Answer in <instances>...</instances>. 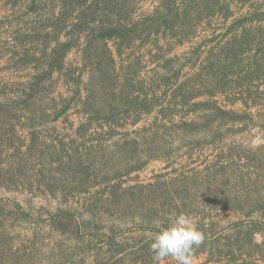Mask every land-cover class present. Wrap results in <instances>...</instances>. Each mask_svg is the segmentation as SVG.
Returning <instances> with one entry per match:
<instances>
[{
  "label": "rangeland",
  "instance_id": "374dc122",
  "mask_svg": "<svg viewBox=\"0 0 264 264\" xmlns=\"http://www.w3.org/2000/svg\"><path fill=\"white\" fill-rule=\"evenodd\" d=\"M122 1L126 14L121 22L126 25L163 13L161 0ZM219 1L229 6L227 19L214 11L171 22L173 30L166 38L135 40L122 57L109 46L116 59L113 89L128 75L134 78L133 95L138 97L137 82L143 81L148 91L150 79L169 75L168 85L160 83L156 90L157 110L170 107L166 114L143 115L136 125L125 115L111 140L105 135L107 126L102 129L99 122L93 124L96 130L76 133L85 121L80 102L65 117L38 126L39 153L17 183L0 186V264H154L151 250L142 254L139 242L153 240L181 213L191 217L204 236L194 249L203 250L193 253L194 264H264V0ZM4 2L0 0V92L12 94L35 70L21 69L19 56L12 53L11 34L30 28L22 5L13 8ZM245 34L249 42L243 40ZM223 61L233 66L225 90L217 92L213 76ZM256 61L263 67L257 75ZM81 62V48L66 58L73 67ZM181 84L186 97L193 96L190 107H183L176 90ZM51 90L59 101L74 93L57 75ZM210 91L217 93L210 96ZM202 102L230 115L218 118L213 111L194 108ZM184 122L195 125L185 130ZM18 134L24 150L29 131L19 127ZM98 139L104 149L87 153ZM132 139L136 144L125 146ZM129 147L134 149L130 162L125 154ZM71 157L73 164L83 160L89 166L91 177L82 186L71 183V170L65 166ZM163 191L174 194V200L163 197ZM113 192L126 193L133 204L140 198L142 204L116 208ZM56 214L76 218L79 234L71 217L54 224ZM248 231L253 232L252 243L232 242L237 232ZM111 238L125 244L126 251L116 253L117 245L110 250ZM166 264L175 262L169 258Z\"/></svg>",
  "mask_w": 264,
  "mask_h": 264
},
{
  "label": "trees",
  "instance_id": "16d2710c",
  "mask_svg": "<svg viewBox=\"0 0 264 264\" xmlns=\"http://www.w3.org/2000/svg\"><path fill=\"white\" fill-rule=\"evenodd\" d=\"M161 1L163 2V13L140 23L126 25L121 22V18L126 14L125 3L122 0H19L15 3L5 0L4 3L11 4L13 8L22 5L23 17L26 18L25 22L30 28L24 34L18 31L10 33L14 37L12 53L16 57L19 56L17 64L21 69L32 67L35 74L22 84V89H18L17 92L12 94L0 92V186L17 183L16 179H20L21 172L24 173L27 170L29 160L39 153L36 144L38 126H44L65 117L75 102L81 103L82 112L85 115V121L80 124L76 133L79 134L82 130L88 129L96 130L93 124L99 122L100 128L107 126L105 135L110 140L117 133V127L122 126L121 120H126L125 115H131L132 124L136 125L142 120L143 115L154 113L164 115L166 110H170V107L157 110L156 105V90H160V83L167 86L170 79L166 73L156 79H150L151 82L148 85L150 90L148 91L144 89L143 81L137 82V89L141 94L138 97L133 95L135 93L134 78L128 75L124 76L119 88L111 87L113 73L116 70V59L109 47L110 44L115 48L117 56L122 57L124 49L129 48L135 40L150 43L152 37L166 38L167 31L172 32L173 30L170 26L171 22L188 21L193 19L195 14L211 15L214 11L227 19L231 11L228 4L219 0ZM3 23L4 21H0V25ZM242 38L245 42L250 40L248 34L243 35ZM78 48H81L82 65L80 67L68 65L66 58ZM11 59L14 60V57ZM232 66L233 63L229 67L232 68ZM229 67L225 61L217 64V70L214 72L217 75L213 76L217 78L215 83L219 87L217 92L225 90ZM255 67L254 74L257 75L263 67L258 61ZM175 74L177 78L178 73ZM55 75L62 78L65 85L73 86L74 93L71 97L61 98L59 101L52 96L51 85ZM176 90L183 98V107H190L193 96L186 97L182 84ZM217 92L210 91L208 94L214 96ZM82 94H84L83 97ZM195 104L198 105H194V108L213 111L218 118L230 115L208 102ZM192 112H195V109ZM194 125V123L184 122L181 128L187 130ZM19 127L27 128L29 131L30 142L24 150L25 143L18 134ZM101 135L102 133L97 134L98 137ZM135 140L132 139L125 146L135 145L137 141ZM92 148H95L97 152L104 149L99 139L97 146L90 147L87 153L91 152ZM132 153H134L133 147L126 148L125 154L129 162ZM106 165L107 163L103 167ZM65 166L71 170V183L76 186L86 184L91 177L88 172L89 166L83 160H78L75 164H73V159L66 160ZM170 194L168 191L162 192L163 197L173 201L174 194ZM127 196L126 193L117 195L113 192L111 204L116 208H131L133 205L142 204L140 198L138 200L135 198L133 204ZM64 216L65 219L71 217L75 225V234L78 235L81 231V224L76 218L73 219L71 214L63 216L56 214L52 218L53 223L58 224V219ZM241 234H244V237ZM153 240L144 244L139 242L138 247L142 254L150 251L149 245ZM242 241L252 243L253 232H237L232 242L241 246ZM116 245L117 243L111 238L109 249L112 250ZM117 246L119 249H116V253L126 251L125 244L121 243ZM201 251L203 250L196 251L194 255H198Z\"/></svg>",
  "mask_w": 264,
  "mask_h": 264
},
{
  "label": "clouds",
  "instance_id": "9594fccd",
  "mask_svg": "<svg viewBox=\"0 0 264 264\" xmlns=\"http://www.w3.org/2000/svg\"><path fill=\"white\" fill-rule=\"evenodd\" d=\"M204 240L192 218L181 213L174 217L167 227L154 234L150 245L154 264H166L171 258L175 264H194V249Z\"/></svg>",
  "mask_w": 264,
  "mask_h": 264
}]
</instances>
